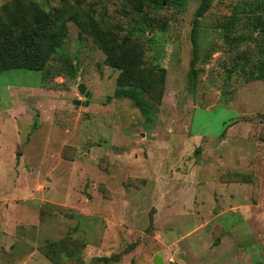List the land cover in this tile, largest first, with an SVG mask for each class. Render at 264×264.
Instances as JSON below:
<instances>
[{"label": "rangeland", "instance_id": "obj_1", "mask_svg": "<svg viewBox=\"0 0 264 264\" xmlns=\"http://www.w3.org/2000/svg\"><path fill=\"white\" fill-rule=\"evenodd\" d=\"M199 3L0 0V16L91 15L129 35L144 77L165 70L151 115L106 101L119 71L67 21L44 71L0 73V264H264V80H244L252 46L218 28L233 11L264 24V0H212L196 24Z\"/></svg>", "mask_w": 264, "mask_h": 264}, {"label": "trees", "instance_id": "obj_2", "mask_svg": "<svg viewBox=\"0 0 264 264\" xmlns=\"http://www.w3.org/2000/svg\"><path fill=\"white\" fill-rule=\"evenodd\" d=\"M81 1V0H74ZM130 4L135 14H140L144 5L150 4L159 8L162 3L181 10L191 0H124ZM199 6L195 11V23L205 14L212 0H198ZM258 9V8H257ZM241 13L233 11L225 23L219 25L221 36L226 46L232 48L238 44H251V49L243 51L245 81L264 80V24L259 18L242 21L238 16ZM0 16V73L8 70H25L42 72L45 70L51 56L64 44L66 40V22L72 21L78 25L83 33L99 47L105 55V64L119 71L116 79V88L113 94L106 98L127 99L142 116H149L154 108L145 99L146 95L155 94L154 101L161 104V95L165 82V70L158 68L156 78L144 77L142 67V52L137 46L129 45L130 37L119 38L113 29L87 15V22L79 23L73 18L65 19L60 10L51 12L34 7L31 11L23 12L18 4L12 8H3ZM256 15V14H255ZM249 27L247 33L233 36L237 27ZM195 28H192L191 40L195 43ZM137 32L144 36L143 26ZM128 34H132L131 32ZM255 34V35H254ZM192 70V69H191ZM152 93V94H151ZM153 101V102H154Z\"/></svg>", "mask_w": 264, "mask_h": 264}, {"label": "water", "instance_id": "obj_3", "mask_svg": "<svg viewBox=\"0 0 264 264\" xmlns=\"http://www.w3.org/2000/svg\"><path fill=\"white\" fill-rule=\"evenodd\" d=\"M77 91L81 96H84L86 98L84 105H87L88 100L90 99L91 95L85 91V87L82 84L78 85ZM80 104H81L80 101H74L73 102V105H75V106H79ZM153 264H162V263L160 261H158L157 258H155Z\"/></svg>", "mask_w": 264, "mask_h": 264}]
</instances>
